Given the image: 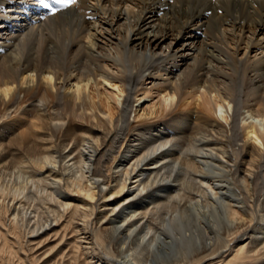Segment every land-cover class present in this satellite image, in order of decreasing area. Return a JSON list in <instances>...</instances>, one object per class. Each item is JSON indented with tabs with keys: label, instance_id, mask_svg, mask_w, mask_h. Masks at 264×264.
<instances>
[{
	"label": "bare ground",
	"instance_id": "bare-ground-1",
	"mask_svg": "<svg viewBox=\"0 0 264 264\" xmlns=\"http://www.w3.org/2000/svg\"><path fill=\"white\" fill-rule=\"evenodd\" d=\"M0 259L264 264V0H0Z\"/></svg>",
	"mask_w": 264,
	"mask_h": 264
},
{
	"label": "rangeland",
	"instance_id": "rangeland-1",
	"mask_svg": "<svg viewBox=\"0 0 264 264\" xmlns=\"http://www.w3.org/2000/svg\"><path fill=\"white\" fill-rule=\"evenodd\" d=\"M154 95H155V94H154ZM154 95H153V96H154ZM147 99H150V97L147 98ZM156 99H157V97L154 96L153 100H156ZM57 105H58V104H57ZM219 113H220V112H219ZM0 260H1V259H0Z\"/></svg>",
	"mask_w": 264,
	"mask_h": 264
}]
</instances>
